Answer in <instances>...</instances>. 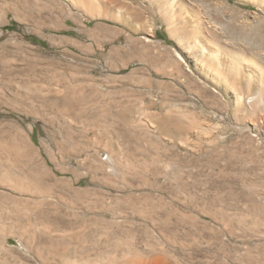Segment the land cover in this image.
<instances>
[{
  "label": "rangeland",
  "instance_id": "rangeland-1",
  "mask_svg": "<svg viewBox=\"0 0 264 264\" xmlns=\"http://www.w3.org/2000/svg\"><path fill=\"white\" fill-rule=\"evenodd\" d=\"M0 264H264V0H0Z\"/></svg>",
  "mask_w": 264,
  "mask_h": 264
}]
</instances>
